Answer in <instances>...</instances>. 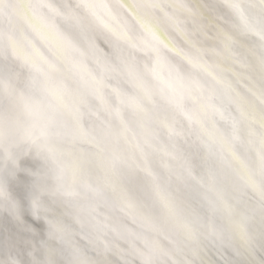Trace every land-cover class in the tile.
<instances>
[{
	"label": "snow or ice",
	"instance_id": "obj_1",
	"mask_svg": "<svg viewBox=\"0 0 264 264\" xmlns=\"http://www.w3.org/2000/svg\"><path fill=\"white\" fill-rule=\"evenodd\" d=\"M0 264H264V0H0Z\"/></svg>",
	"mask_w": 264,
	"mask_h": 264
}]
</instances>
